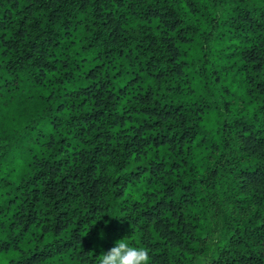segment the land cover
<instances>
[{
  "label": "trees",
  "instance_id": "obj_1",
  "mask_svg": "<svg viewBox=\"0 0 264 264\" xmlns=\"http://www.w3.org/2000/svg\"><path fill=\"white\" fill-rule=\"evenodd\" d=\"M123 238L264 264V0H0V264Z\"/></svg>",
  "mask_w": 264,
  "mask_h": 264
},
{
  "label": "clouds",
  "instance_id": "obj_2",
  "mask_svg": "<svg viewBox=\"0 0 264 264\" xmlns=\"http://www.w3.org/2000/svg\"><path fill=\"white\" fill-rule=\"evenodd\" d=\"M99 256L97 264H151L149 249L140 243H129L125 238Z\"/></svg>",
  "mask_w": 264,
  "mask_h": 264
},
{
  "label": "rangeland",
  "instance_id": "obj_3",
  "mask_svg": "<svg viewBox=\"0 0 264 264\" xmlns=\"http://www.w3.org/2000/svg\"><path fill=\"white\" fill-rule=\"evenodd\" d=\"M212 221H213V231H214V234H213V236L210 239V245H211V247H213V243L216 240H218V237L221 235V232H222L221 225L218 222V220L213 219ZM209 262H210V260H209L208 257H201L198 260V264H209Z\"/></svg>",
  "mask_w": 264,
  "mask_h": 264
}]
</instances>
